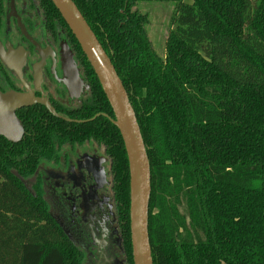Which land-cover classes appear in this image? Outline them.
<instances>
[{
    "label": "trees",
    "instance_id": "16d2710c",
    "mask_svg": "<svg viewBox=\"0 0 264 264\" xmlns=\"http://www.w3.org/2000/svg\"><path fill=\"white\" fill-rule=\"evenodd\" d=\"M73 1L137 115L151 164L154 264H264V0ZM143 2L174 3L164 57L148 37L147 15L135 9ZM72 39L92 101L67 117L87 122L48 114V127L30 122L21 144L0 145V264H84L47 203L27 186L39 132L47 139L43 147L90 139L106 146L133 264L124 143L109 118L89 121L114 115Z\"/></svg>",
    "mask_w": 264,
    "mask_h": 264
},
{
    "label": "flooded vegetation",
    "instance_id": "af4514ba",
    "mask_svg": "<svg viewBox=\"0 0 264 264\" xmlns=\"http://www.w3.org/2000/svg\"><path fill=\"white\" fill-rule=\"evenodd\" d=\"M72 35L47 0H0V93L44 99L60 116H78L92 92ZM48 114L54 116L41 103L16 109L23 137L13 142L0 136V145L21 144L30 122L48 127ZM39 134L28 188L47 203L50 218L84 254V264H131L128 222L106 146L95 139L68 140L54 149L43 147L47 139Z\"/></svg>",
    "mask_w": 264,
    "mask_h": 264
},
{
    "label": "water",
    "instance_id": "95a60500",
    "mask_svg": "<svg viewBox=\"0 0 264 264\" xmlns=\"http://www.w3.org/2000/svg\"><path fill=\"white\" fill-rule=\"evenodd\" d=\"M63 20L76 38L82 52L93 69L102 90L113 111L114 119L107 114L111 123L122 137L129 165L130 176V233L133 264H154L149 234V213L151 199V164L146 145L138 123L137 115L128 93L110 57L73 0H51ZM33 103L45 105L57 118L69 123H83L60 116L44 99L30 95L0 93V136L13 142L23 137V126L15 110ZM101 115L95 116L93 121Z\"/></svg>",
    "mask_w": 264,
    "mask_h": 264
},
{
    "label": "rangeland",
    "instance_id": "374dc122",
    "mask_svg": "<svg viewBox=\"0 0 264 264\" xmlns=\"http://www.w3.org/2000/svg\"><path fill=\"white\" fill-rule=\"evenodd\" d=\"M147 15L146 30L150 41L158 55L164 57L166 41L171 30V18L174 10L173 2H143L136 8Z\"/></svg>",
    "mask_w": 264,
    "mask_h": 264
}]
</instances>
